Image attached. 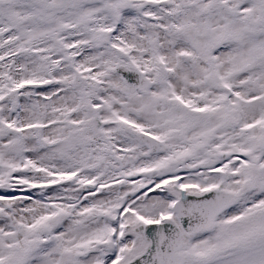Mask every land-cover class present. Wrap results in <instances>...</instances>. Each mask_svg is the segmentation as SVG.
Segmentation results:
<instances>
[{
    "label": "snow or ice",
    "instance_id": "obj_1",
    "mask_svg": "<svg viewBox=\"0 0 264 264\" xmlns=\"http://www.w3.org/2000/svg\"><path fill=\"white\" fill-rule=\"evenodd\" d=\"M0 264H264V0H0Z\"/></svg>",
    "mask_w": 264,
    "mask_h": 264
}]
</instances>
